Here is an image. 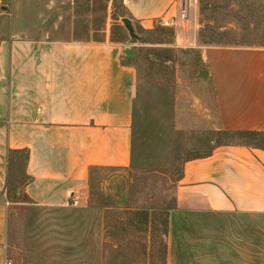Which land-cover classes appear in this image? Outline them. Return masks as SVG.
Segmentation results:
<instances>
[{
	"label": "rangeland",
	"instance_id": "1",
	"mask_svg": "<svg viewBox=\"0 0 264 264\" xmlns=\"http://www.w3.org/2000/svg\"><path fill=\"white\" fill-rule=\"evenodd\" d=\"M72 1L80 3L81 13L90 5V18L81 20L92 37L103 38V30L112 40L135 45L132 160L126 169H94L77 193V206H55L33 204L17 193L26 181L25 160L13 154L7 186L10 264H237L249 240L264 241L263 218L192 214L184 224L176 217L174 234L162 231L186 159L224 142L264 147L262 137L218 129L200 50L189 42L194 36L196 45H264V0H183L184 18L178 12L174 21L149 29L130 22L131 31L121 19L127 18L121 0H0V34L11 28L40 34L54 30L56 21L57 32L63 31L71 26ZM59 2L65 8L57 16ZM146 214L149 227L143 232ZM255 250L262 259L264 247Z\"/></svg>",
	"mask_w": 264,
	"mask_h": 264
},
{
	"label": "crops",
	"instance_id": "2",
	"mask_svg": "<svg viewBox=\"0 0 264 264\" xmlns=\"http://www.w3.org/2000/svg\"><path fill=\"white\" fill-rule=\"evenodd\" d=\"M121 4L131 23L149 29L168 18L174 21L183 0ZM57 5L60 16L65 6ZM87 9L81 13L80 3L72 1L71 26L63 31L57 32L56 21L54 30L40 34L30 28L0 34V264L8 260L12 203L7 186L13 154H27L26 181L17 193L36 205L63 206L71 193H81L94 169H126L131 164L138 91L135 45L112 40L103 30V38L92 37L94 32L81 20L90 18L89 4ZM18 19L14 14L11 23ZM189 42L200 50L218 129L264 133V45H196L194 36ZM207 213L264 219L263 146L218 143L183 162L162 235L174 234L177 216L184 224L188 215ZM148 223L146 214L143 232ZM246 245L248 252L238 251L237 264L264 259L255 250L264 241L254 238Z\"/></svg>",
	"mask_w": 264,
	"mask_h": 264
},
{
	"label": "trees",
	"instance_id": "3",
	"mask_svg": "<svg viewBox=\"0 0 264 264\" xmlns=\"http://www.w3.org/2000/svg\"><path fill=\"white\" fill-rule=\"evenodd\" d=\"M225 132V131H224ZM226 134H231V135H241V136H255V137H262L264 138V133H255V132H239V133H230V132H225ZM16 153H22L24 160L27 157V154L24 150L22 151H17ZM181 176V175H180ZM180 178V177H179ZM164 225L167 224V215L166 218L164 219ZM163 233H166V225L163 229Z\"/></svg>",
	"mask_w": 264,
	"mask_h": 264
},
{
	"label": "built area",
	"instance_id": "4",
	"mask_svg": "<svg viewBox=\"0 0 264 264\" xmlns=\"http://www.w3.org/2000/svg\"><path fill=\"white\" fill-rule=\"evenodd\" d=\"M185 11L186 10H185L184 4H183V6L180 9V16L182 18H184V16H185ZM78 203H79V196L76 193H71L69 198H68L67 205L77 206ZM6 204H8V202ZM4 264H10V261L5 260Z\"/></svg>",
	"mask_w": 264,
	"mask_h": 264
},
{
	"label": "water",
	"instance_id": "5",
	"mask_svg": "<svg viewBox=\"0 0 264 264\" xmlns=\"http://www.w3.org/2000/svg\"><path fill=\"white\" fill-rule=\"evenodd\" d=\"M123 23H124L125 26L128 28V30L131 31L130 20H129L128 18H123Z\"/></svg>",
	"mask_w": 264,
	"mask_h": 264
}]
</instances>
